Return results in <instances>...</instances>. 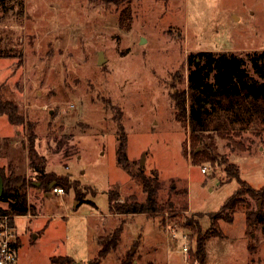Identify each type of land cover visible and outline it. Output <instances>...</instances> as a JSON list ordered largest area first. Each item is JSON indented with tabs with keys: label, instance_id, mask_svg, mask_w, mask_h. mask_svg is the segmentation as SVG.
<instances>
[{
	"label": "rangeland",
	"instance_id": "rangeland-1",
	"mask_svg": "<svg viewBox=\"0 0 264 264\" xmlns=\"http://www.w3.org/2000/svg\"><path fill=\"white\" fill-rule=\"evenodd\" d=\"M21 6H0V101L15 105V122L22 121L0 115V169L21 176L30 208L14 220L20 241L14 264L66 256L67 264H88L123 219L118 245L99 264H118L132 248L135 264H264V228L247 223V210L257 209L248 196L232 222L219 221L218 236L205 239L201 257L197 235L182 226L184 218L197 220L203 235L209 216L239 188L237 179L227 180L226 164L251 188L264 186V125L215 135L209 149L207 138L205 146L191 145L170 96L187 88L190 53L245 58L264 50V0H22ZM123 9L131 14L128 29L120 25ZM120 126L130 171L157 174L158 198L172 202L173 213H110L109 191L120 201L145 199L117 162ZM31 131L46 172L67 176L70 190L38 188L27 157ZM167 225L190 235L186 261L183 241L168 238Z\"/></svg>",
	"mask_w": 264,
	"mask_h": 264
},
{
	"label": "trees",
	"instance_id": "trees-1",
	"mask_svg": "<svg viewBox=\"0 0 264 264\" xmlns=\"http://www.w3.org/2000/svg\"><path fill=\"white\" fill-rule=\"evenodd\" d=\"M15 5L22 7V0H0V6L7 11ZM21 9V8H20ZM21 12V11H20ZM131 24L129 9H123L120 13V25L128 29ZM246 64H249L250 70ZM187 88L174 90L171 93L175 121L186 123L189 130V142L191 145H206L205 138L209 144H213V136L226 138L232 131L239 135L241 129L252 127L257 129L264 125V50L246 54L243 58L230 52H208L201 51L190 53L186 58ZM15 105L0 101V115H6L11 123L15 122ZM36 136L30 132L27 144V157L29 168L36 175L38 188L44 192L49 191V185L54 182L53 188H60L65 192L73 187L65 175L46 172V158L35 149ZM126 136L120 126V134L117 144V162L129 175L138 182L145 194L144 201H138L130 196L122 201L116 192L109 191L108 203L111 214L116 215H152L160 211L173 213L175 206L172 202H161L158 198L160 182L157 174L147 176L137 170L130 171V162L126 154ZM242 150L243 147L241 148ZM210 151V150H208ZM215 161V158L208 157ZM198 160L194 159V165ZM227 180L237 179L239 188L231 198L220 208L219 211L209 216L211 225L209 229L200 235L201 228L197 220L184 218L182 226L185 230L194 231L197 235L196 252L200 257L205 254V239L210 236H218L216 227L219 221L232 222L233 214L242 204L243 198H249L257 202V209H248L246 221L249 225L255 222L261 223L264 228V186L256 190L239 178L238 168L233 164H226ZM3 180V193L0 202H7V208L0 206V213L23 216L28 214L30 208L27 204L26 193L23 188L24 182L20 175L13 172L5 174L0 169ZM22 183V184H21ZM63 191V192H64ZM186 194V193H185ZM260 202V206H259ZM185 209V207H182ZM123 219L102 241L95 257L89 259L88 264H99L110 252L114 251L122 233ZM190 238V237H189ZM18 248L20 241L18 240ZM189 251H192L190 248ZM72 262L71 257L52 258L51 264H67ZM118 264H135L133 253L127 252L118 258Z\"/></svg>",
	"mask_w": 264,
	"mask_h": 264
},
{
	"label": "built area",
	"instance_id": "built-area-1",
	"mask_svg": "<svg viewBox=\"0 0 264 264\" xmlns=\"http://www.w3.org/2000/svg\"><path fill=\"white\" fill-rule=\"evenodd\" d=\"M206 170V167L201 168L202 173H205ZM52 192L63 193V190L52 188ZM18 217V215L14 214L0 213V264H14L17 260L19 236L14 220ZM165 232L168 238H172L175 241L178 239L183 241L181 251L186 261L190 250V235L184 231H179L177 227L169 225L165 227Z\"/></svg>",
	"mask_w": 264,
	"mask_h": 264
},
{
	"label": "water",
	"instance_id": "water-1",
	"mask_svg": "<svg viewBox=\"0 0 264 264\" xmlns=\"http://www.w3.org/2000/svg\"><path fill=\"white\" fill-rule=\"evenodd\" d=\"M144 41V39L142 38L141 39V42H143ZM103 55H102V52H100L99 53V56H98V61H97V63L98 64H101L102 62H103ZM143 160H144V158L142 157L141 158V160H140V165H142L143 164ZM39 184H37V186H38ZM53 186H54V182H52L50 185H49V187H48V190H51L52 188H53ZM2 193H3V180H2V177H1V175H0V198H1V196H2ZM259 206H260V202H259ZM135 251V249L134 248H132L131 249V253H133ZM76 264V263H75ZM78 264V263H77Z\"/></svg>",
	"mask_w": 264,
	"mask_h": 264
}]
</instances>
